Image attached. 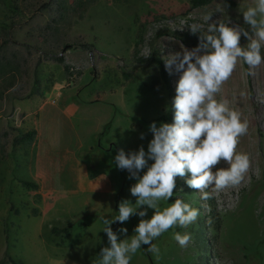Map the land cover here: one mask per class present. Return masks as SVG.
Returning <instances> with one entry per match:
<instances>
[{
	"label": "rangeland",
	"instance_id": "374dc122",
	"mask_svg": "<svg viewBox=\"0 0 264 264\" xmlns=\"http://www.w3.org/2000/svg\"><path fill=\"white\" fill-rule=\"evenodd\" d=\"M49 1L0 0V46L6 44L7 55L21 65L18 82L0 101V260L7 254L21 264H49L55 255L51 264H84L88 255L96 263L101 247L107 245L101 217L118 215L122 200L135 203L129 191L135 180L116 167L114 156L121 148L127 153L143 145L147 151L152 139L149 125L171 110L167 89L151 88L146 69L131 58L138 23L148 22L141 49V55L147 56V44L156 29L185 32L198 23L204 25L203 32L207 15L212 16L209 23L222 20L249 30L242 13L254 0H213L197 8L191 7V0H101L72 25L66 43L75 46L65 52L62 47L51 50L42 33L53 17L52 6H41ZM7 36L9 42L4 43ZM79 43L93 48L84 50ZM183 47L192 49L170 37L158 40L164 60ZM55 55H62L64 62L56 61ZM247 71L248 66L239 62L217 97L226 98L249 124L237 147L250 157L244 181L222 191L210 188L211 198L203 200L198 191L177 178L172 200L179 198L199 209L197 220L187 228H171L153 241L160 248L159 259L142 245L130 264H264V63L255 76L246 75ZM126 73L130 78L126 79ZM170 76L174 98L179 75L173 70ZM156 123L159 127L162 122ZM93 127H102L94 138L86 135ZM31 129L38 132L36 149L33 144L24 147L15 143ZM47 151L51 155L44 157ZM65 151L76 152L79 160L92 167L91 172L109 175L114 189L91 195L89 207L74 215L69 236L63 238L62 245L51 246L50 255L40 246L43 235L33 216L37 195L22 188L19 180H30L32 171L42 170L48 187L58 192L75 187L74 176L70 178L68 173L76 171V158L68 161L70 155ZM218 167L227 165L221 162ZM173 201L162 200L159 206L163 209ZM85 202L66 198L58 202V210L66 207L69 215ZM152 214L153 210H148L145 219ZM139 219L132 216L111 227L114 232L126 227L131 236ZM174 232L191 234L187 248L172 238Z\"/></svg>",
	"mask_w": 264,
	"mask_h": 264
},
{
	"label": "clouds",
	"instance_id": "9594fccd",
	"mask_svg": "<svg viewBox=\"0 0 264 264\" xmlns=\"http://www.w3.org/2000/svg\"><path fill=\"white\" fill-rule=\"evenodd\" d=\"M211 17H204L206 31H201L203 24L189 26L192 34L201 33L196 47H183L164 60L169 75L173 70L179 75L171 102L172 123L149 125L152 139L147 151L143 145L127 153L121 148L114 156L116 167L127 170L129 179L135 180L129 188L135 203L122 200L118 215L101 217L107 245L101 247L96 264H130L142 245H147L145 250L159 259L160 248L153 241L171 228H187L197 220L199 209L182 199L172 200L177 178L198 191L203 200L211 198L207 191L210 188L222 191L244 181L250 157L237 151V147L249 124L226 98L217 97L239 62L248 66V76H255V70L264 63V0H254L242 13L249 30L222 20L209 23ZM242 36L246 46L240 43ZM140 139L144 140L145 134L141 133ZM221 162L227 167H218ZM162 200L173 202L161 209ZM148 210L153 214L145 219ZM132 216L140 217L133 228L134 235L128 236L126 227L113 231L111 225L124 224ZM172 238L181 248H187L192 240L187 232H174Z\"/></svg>",
	"mask_w": 264,
	"mask_h": 264
},
{
	"label": "trees",
	"instance_id": "16d2710c",
	"mask_svg": "<svg viewBox=\"0 0 264 264\" xmlns=\"http://www.w3.org/2000/svg\"><path fill=\"white\" fill-rule=\"evenodd\" d=\"M100 1L101 0H50L48 3H43L41 5L43 9H49L51 8V6L53 7L52 19L44 27H42V33H44V36L48 39L47 44H49L50 42L49 46L51 50L54 47H62L63 52H65L69 48H73V46H75L74 44L69 45L68 43H66V38L68 36V32L71 30L72 25L76 21L82 20L85 13ZM212 1L213 0H191V7H204L210 4ZM155 18L160 19L164 18V16H156ZM147 25V21L138 23L135 39L133 41L131 58L134 63L146 69L150 77L151 88L157 89L161 86H164L168 91L169 101L172 102L173 94L171 87V76L165 69L164 59L162 58L160 49L158 48V40L162 37H170L178 40L187 47L194 48L198 45V35H200L201 33L194 35L190 31L179 32L172 31L166 28L156 29L148 41L147 56H142L141 49L145 44V36L148 30ZM4 31H7L6 27L4 28ZM5 41L6 42L4 43L9 42L8 36L6 37ZM240 43L242 46H246V38L242 36ZM77 45L78 47H81L82 49L87 51H90L93 48L92 45L87 43H79ZM5 46L6 44H2L0 46V101L3 100L7 92L16 85L21 74L20 63L13 57L7 55ZM55 56L56 61L61 64L64 62V58L62 55ZM124 76L126 77V79L130 78L129 73L124 74ZM172 114L173 112L171 108L170 112L155 117L153 121L172 123ZM35 136V130H28L18 136L15 139V143L24 147H29L32 145ZM19 183L22 188L28 191L36 192L37 190V185L31 180H19ZM174 193H176V191ZM36 215L37 209H34L33 216L35 217ZM72 223L73 222L67 224L66 226L53 227L51 229V234L55 239L62 238V240L59 242H55L54 240V244L56 246L63 244V238L66 239V237L68 236L69 231L72 227ZM5 262H8L10 264H21L8 257L7 254L5 255V258L0 260V264H4Z\"/></svg>",
	"mask_w": 264,
	"mask_h": 264
},
{
	"label": "crops",
	"instance_id": "0c3cea01",
	"mask_svg": "<svg viewBox=\"0 0 264 264\" xmlns=\"http://www.w3.org/2000/svg\"><path fill=\"white\" fill-rule=\"evenodd\" d=\"M95 101H99V99H95ZM101 128L102 127H93L92 129H89L87 131L86 135L93 136L94 138V136L98 135L101 132ZM37 137H38V132L36 131V136L32 143L33 148L35 149H36ZM81 147L82 144H80L79 148ZM65 153L70 155L68 161L73 159V157L76 158V162L75 163L73 162L75 166L77 165V167L75 168L76 171H74L73 169V171H70L68 173L70 178L74 176L73 179H74L75 187L67 188L66 190L61 192L56 191V189H53V187H48V185L45 182L47 180L46 178L47 176L45 172H42V170H38L35 173L32 171V174L34 176L31 175L29 178L37 185V190L35 192L37 195V215L35 216V218L39 220L41 227V235H43L40 236L41 239L40 246L42 249H45L50 255L51 253L49 252V250L50 248L52 249L51 246L55 247V244L53 242L54 237L51 234V229L55 226L67 225L73 220L75 214H77L80 210L88 208L91 195L99 194L100 191L101 194H106L109 192H113L112 189H114L113 182L109 177V175L103 172H99V173H95L94 171L91 172L92 167L86 165L83 161L79 160L76 152L65 151ZM49 155H51V151H47L44 157H48ZM62 155L64 159H66V156H64V154ZM35 160H36V155H35ZM122 174L123 173H121V175ZM66 198H72L73 200H75L76 203H79L81 200H85L86 202L82 204V207L78 211L71 210L68 215L66 207L64 211L59 212L58 210V202ZM54 257L55 255L53 257L51 255L49 264L54 262L55 260ZM85 257L87 262H85L84 264H96L89 258L88 255H85Z\"/></svg>",
	"mask_w": 264,
	"mask_h": 264
}]
</instances>
